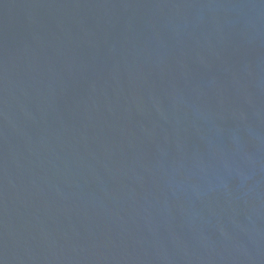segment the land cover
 Masks as SVG:
<instances>
[{"label": "water", "instance_id": "obj_1", "mask_svg": "<svg viewBox=\"0 0 264 264\" xmlns=\"http://www.w3.org/2000/svg\"><path fill=\"white\" fill-rule=\"evenodd\" d=\"M0 264H264V0H0Z\"/></svg>", "mask_w": 264, "mask_h": 264}]
</instances>
